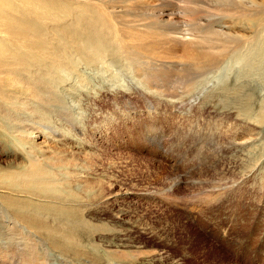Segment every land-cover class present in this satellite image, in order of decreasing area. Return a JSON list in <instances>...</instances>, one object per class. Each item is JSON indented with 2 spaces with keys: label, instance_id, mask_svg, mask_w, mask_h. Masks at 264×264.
Masks as SVG:
<instances>
[{
  "label": "rangeland",
  "instance_id": "rangeland-1",
  "mask_svg": "<svg viewBox=\"0 0 264 264\" xmlns=\"http://www.w3.org/2000/svg\"><path fill=\"white\" fill-rule=\"evenodd\" d=\"M79 69L91 85L76 98L73 79L62 88L77 128L33 107L22 119L45 134L56 130L55 137L33 136L39 160L66 166L58 191L76 194V202L65 205V218L30 210L17 219L6 204L31 209V200L12 204L16 198L1 195L0 264H264V126L207 98L213 79L171 99L150 93L141 77L122 72L114 81L99 64ZM9 149L0 139V177L21 179L28 163ZM59 219L82 220L85 228L63 242L72 227Z\"/></svg>",
  "mask_w": 264,
  "mask_h": 264
},
{
  "label": "bare ground",
  "instance_id": "bare-ground-1",
  "mask_svg": "<svg viewBox=\"0 0 264 264\" xmlns=\"http://www.w3.org/2000/svg\"><path fill=\"white\" fill-rule=\"evenodd\" d=\"M155 1L0 0V139L10 146L8 154L20 152L28 163L21 179L0 177V196L16 198L12 204L31 200V209L6 204L15 218H24L30 210L65 218L70 214L65 205L76 202V194L58 191L65 186L64 174L69 175L66 166L39 160L42 155L33 136L55 137L56 130L48 127L45 134L42 125L22 119L33 107L39 116L40 111L45 117L56 114L77 128L73 112L64 107L62 88L73 79L69 90L76 98L83 85H91L80 65L88 69L99 64L114 81L122 72L133 79L141 77L137 81L150 93L173 95L171 99H178L181 91L192 94L213 79L207 98L235 110L241 120L264 126V93L262 99L257 95L264 92V0ZM157 16L169 19L154 22ZM107 52L111 54L106 56ZM117 55L127 63L114 62ZM260 158L254 155L253 162ZM50 201L61 206L47 205ZM84 223L70 225L59 219L60 227H72L62 241L70 242V235L82 231Z\"/></svg>",
  "mask_w": 264,
  "mask_h": 264
}]
</instances>
